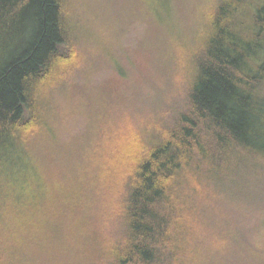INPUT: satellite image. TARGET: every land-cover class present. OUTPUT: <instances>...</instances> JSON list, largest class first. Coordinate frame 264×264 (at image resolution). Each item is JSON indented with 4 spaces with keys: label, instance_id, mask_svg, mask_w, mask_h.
Here are the masks:
<instances>
[{
    "label": "trees",
    "instance_id": "16d2710c",
    "mask_svg": "<svg viewBox=\"0 0 264 264\" xmlns=\"http://www.w3.org/2000/svg\"><path fill=\"white\" fill-rule=\"evenodd\" d=\"M81 1L0 0V264H264V0L194 2L149 93L87 60ZM26 157L63 183L30 234L6 205Z\"/></svg>",
    "mask_w": 264,
    "mask_h": 264
},
{
    "label": "rangeland",
    "instance_id": "374dc122",
    "mask_svg": "<svg viewBox=\"0 0 264 264\" xmlns=\"http://www.w3.org/2000/svg\"><path fill=\"white\" fill-rule=\"evenodd\" d=\"M194 2L203 0H82L78 4L80 12L76 30L80 32L83 52H86L88 61L98 63L101 60L106 64L110 62H106L107 54L114 53L108 77L122 83L127 91L140 87L149 93L153 84H162L164 78L156 51L169 47L170 89L174 86V68L180 76V59L186 53L178 48L179 56L173 54L176 48L173 43L179 36L188 38L192 33L189 21ZM174 24L182 32H177ZM116 62L121 70L116 69ZM105 73L106 69L99 71V80L104 79ZM160 96L157 94L155 101ZM48 173L41 160L26 157L15 169L7 189L6 205L11 224L29 234L34 232L33 229L41 228L47 220L41 209L44 196L54 191V181L60 186L63 184L59 176L53 181ZM256 232L259 239V235L264 236V219Z\"/></svg>",
    "mask_w": 264,
    "mask_h": 264
}]
</instances>
